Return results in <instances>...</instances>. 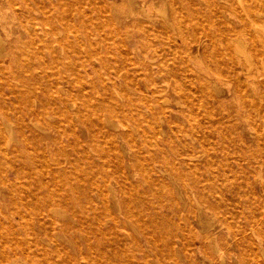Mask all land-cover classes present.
Wrapping results in <instances>:
<instances>
[{
	"label": "rangeland",
	"instance_id": "1",
	"mask_svg": "<svg viewBox=\"0 0 264 264\" xmlns=\"http://www.w3.org/2000/svg\"><path fill=\"white\" fill-rule=\"evenodd\" d=\"M55 1L57 2L55 3ZM142 1L143 0H135V3L132 6L133 8L130 9L129 4H127V0H26L28 4H24L23 0H3V1L1 0L0 19L2 20H0V56L1 55L2 56L0 57V121H1L0 123V126H1L0 127V132H1L0 133V139H1L0 140V143H1L0 144V178H1L0 179V214H1L0 224L6 225L5 223L7 224L11 223L17 226V224H19L21 221H24L27 218H29V220H32L31 218L32 215L29 212V210L31 211L32 204L35 202V200L33 198L31 202L28 201V203L26 202L25 204V202L22 201V195H19V194L10 195L13 192L12 189H14L16 184L22 189L23 188L25 190L31 189L32 192L35 193L34 194L35 199L38 200V198L40 196L42 197V195L44 194V191L40 189V187L47 185L48 187H51L53 191H55L54 190L55 188H53V186H54V182H56L59 184L62 190L63 189L65 190L66 194L69 192V195L71 194L73 198L76 200L75 208L81 207L80 209L82 210L81 214L83 215L84 224L86 223L88 224L95 217L99 219L100 225L102 224L100 226V229H93L92 228L93 225H90L91 227L90 226L85 227L91 236V240H89L90 242L89 247L92 248L93 254H99L100 252L105 251L104 253L106 254V256H108V257L105 256L104 258L105 261L101 263L98 261L95 264H109V263L110 264H120L121 261L123 262L121 264H137V263L138 264H162V263L163 264H198V263L199 264H214V263L215 264H238V261H239L238 257H235L236 253H238V249L235 248V246L233 245L226 244V240H228V237H226V235L222 234L219 230L215 231L213 235H215L216 238L215 236L212 235L213 236L212 240H215L216 246L212 242L213 244H211L210 247L209 245H207L208 242H206L202 238V235L204 232L202 227L204 226V223L202 224L203 226H200L198 221L195 218H193L194 216H196L193 212V209L195 210L198 207V204L194 203V199H196L199 194H202L205 197L206 201L203 204L208 206L209 209L203 214L204 216L203 218H206V220L208 219L209 222L214 221L213 224H216L218 221L220 222V220H222L223 217H224V220H228V219L229 221L233 220L232 223H235L240 219L237 217V213L242 214L245 212L248 213L250 211L249 209H246V208H244L245 212L243 211L244 202L245 204L246 203L252 204V202L256 200L257 202L259 201V203H261L262 195L258 190V184L255 181V177H254L255 174H253L254 171L251 168L248 169L247 165L246 166L243 165L244 162L245 163L250 162L251 165L255 164L253 160L248 158V155H247L248 153H246V151L250 150V148L254 147L255 145V138L253 137L254 136L253 131L255 130H253V128H255L256 124H252L253 126L248 125L247 124L248 122L246 123V121H243L242 119H240L241 118L240 116L242 115V112L240 108L238 107L240 102L239 101H236L237 103L234 102L235 98L234 97L232 98V95L227 89V86H228L227 80L230 79L232 69H235V67L237 66L235 63L236 55L233 53L236 43L240 42L241 45H243L244 50H249L248 48L249 47V34H246V33H248V29L251 28L250 27L252 26L251 23L257 24V25L255 24V26L260 31L259 36L261 34V37H264V15L255 17L253 16L252 13H249L247 11V14H248L247 15L248 18H247L245 10H247L246 7L251 3L250 2L251 0H212V2L211 0L210 1L209 0L208 1L206 0L198 1L197 0L198 2L197 4H195L196 3L195 0H192V1L191 0L189 1H186V0H144V4H142L143 3ZM182 2L183 4L181 5ZM238 3L239 5H237ZM139 4L141 6L143 5V7L140 8ZM145 4H148L147 5L148 7ZM190 5H192L193 7ZM195 5H198V6H195ZM174 6L175 7L177 6L178 8L176 7L177 8L176 9ZM230 6L232 7L233 10H231ZM110 7L113 9L111 10ZM235 8L236 10H234ZM128 9H129V14L131 16H129L128 14ZM148 9L152 12L147 11ZM241 9H243L244 11ZM33 10H36V12ZM95 11L97 12L96 14L97 17L95 15L96 13ZM133 11H136V13H134ZM218 11H220V13H218ZM226 11H229V12H226ZM114 12L118 15H116ZM240 12L243 14H241ZM145 13L149 15L148 18L147 17L145 18L144 16ZM44 15L46 16V18ZM64 15H66V18H64L65 17ZM153 16H155L156 18L154 17L153 19L152 18ZM2 17L7 18L8 20L6 19L5 21L3 20ZM10 17L15 20L11 19ZM93 17L95 19H93ZM121 17H123V19H121ZM168 17H169V21L167 19ZM224 17H226V19ZM173 18L175 21L173 20ZM98 19L100 21H98ZM48 20L50 21L53 20L52 22L54 24L51 23L50 21L47 22ZM134 20H138V21L140 20L139 21L140 26L137 23L138 21H134ZM18 21H21V22H18ZM121 21H122V24H121ZM198 21H199V24H198ZM2 22H4V25H5L4 28L1 27ZM72 22L74 23V25H72ZM103 22L105 23V25ZM99 23H103V24H99ZM167 23L170 25H168ZM97 25H98V28H97ZM126 25L129 28L125 27ZM148 25L151 29H149ZM173 25H175V28ZM24 26L28 28L26 29ZM130 26L133 28H131ZM220 27L224 31L220 29ZM94 28H96L97 31H95ZM100 28L101 30H99ZM140 29H143V30H140ZM164 29L165 31L167 30L166 33ZM241 29L243 30L244 33L242 32ZM22 31L25 33H23ZM161 31L163 32V34ZM180 32L184 36H182ZM154 33L156 37L152 36V34L154 35ZM241 33L243 34L244 38L241 37L242 36ZM21 34H23L22 37H21ZM109 34L111 35L112 38L110 37ZM225 34H227L228 36ZM89 35H91V37ZM96 35H98L97 38H96ZM164 35L166 36V38ZM81 36L83 37L81 38ZM121 36L122 37L124 36L123 39ZM179 36L180 38H178ZM93 37L96 40H94ZM192 37H194V39ZM30 38H32L31 40L33 41H31ZM84 38L86 41L84 40ZM98 38L99 39L101 38L100 41H98ZM15 39H18L21 45L18 42V40H15ZM23 40H25L26 43H23L25 42ZM77 40L80 42L78 43ZM209 40H212V41H209ZM16 41L18 44L16 43ZM88 41H90L91 44L88 43ZM95 41H97L98 46L95 43ZM217 41L220 43H218ZM72 42L76 45H74ZM148 42H150V44L152 42L151 46ZM164 42L165 44L162 45V43ZM28 43L30 44V46ZM147 43L150 47H147L148 46ZM14 44H15V48L13 47ZM92 44L95 46H93ZM32 45H36V46L31 47ZM174 45L176 47L175 51H177L175 53L173 51L174 50L173 48H175ZM214 45L216 48L217 47L218 48L216 49ZM17 46L20 48H17ZM153 46L155 47V49ZM67 47L69 50H67ZM72 47H74L73 48L74 50L72 49ZM188 48L189 50L187 51ZM10 49H12L13 51ZM18 49L20 52L17 51ZM91 49H93L94 52ZM152 49L153 51L156 50L155 53L152 51ZM166 49L170 51H167ZM181 49L184 52L179 51ZM90 50H91L92 55L91 53H89ZM131 50H132V53H131ZM137 51H139V54L140 53L142 54L139 55ZM34 52L35 54H33ZM39 52L41 54V57H40ZM63 52H66V53L64 54ZM161 53L163 55H161ZM147 54L149 56H147ZM232 54H234V56H232ZM133 55H135L136 57ZM144 55H146V57ZM132 56L133 58L138 57V60L137 59H136L137 61L134 60L135 58L133 59ZM259 56L260 55L256 57V55L251 54L250 59L254 65L256 64L255 66H257V70H256L257 73H261L264 79V56L262 55L260 57ZM239 57L241 56L239 55ZM128 59H131V60L128 61ZM16 60L18 63L16 62ZM23 60L24 62L25 61L26 62L24 63ZM139 60L140 62H138ZM187 60L189 61V64ZM193 60L195 61V63H193L194 62ZM131 61L133 64L130 63ZM182 61H184V63ZM134 62L137 63L136 66ZM7 64L9 67L7 66ZM19 64H22V65H19ZM115 64L117 65L116 67H115ZM194 64L196 66H194ZM229 66L231 69L229 68ZM231 66L234 68H232ZM172 67H174V69ZM204 67L220 69L222 71V75H224V79L222 78L218 82H213L211 80V76L205 74ZM111 69L114 71H112ZM155 69L157 70V72L153 71ZM163 69L165 71H163ZM101 71L102 73H100ZM123 71H125L124 74L122 73ZM131 71H133V73ZM179 71H181L182 73H180ZM120 72L122 73L121 75H120ZM159 72L160 74H158ZM200 72L202 73V75ZM28 73L31 74V77L29 76ZM192 73H194L193 76H192ZM19 74H20V77H18ZM145 75L146 77H144ZM163 75H165V77H163ZM100 76L101 77L103 76V77L100 78ZM143 78L144 80H146L147 85L144 84L145 81L143 80ZM11 79H13L14 81ZM110 80H111V83H110ZM198 80H200L201 83H199L200 81ZM84 81L86 82V84ZM131 81H134V82H131ZM173 81L175 83H173ZM102 82H103V86H106V88L102 86ZM169 82L171 83L172 87L170 86ZM176 83L180 86L176 85ZM204 83L205 84L207 83V85H205ZM113 85L115 86V88ZM154 85H155V88H154ZM187 85H189L190 87H187ZM175 86H177L178 88H176ZM22 87L23 89L25 88V90H23ZM50 88L52 89V91L50 90ZM188 88L191 90H188ZM207 88H209L210 90H208ZM104 89L105 90L107 89V90L105 91ZM202 89H203V92H202ZM153 93H156V94H153ZM175 93L179 94L180 96ZM183 93H186V94H183ZM27 94L29 96H27ZM137 95H140V97ZM217 102H218V105H216ZM109 103H111L110 107H109ZM228 103L230 104L228 105ZM105 104L106 106L108 104V106L105 107ZM125 107H126V110H124ZM166 107L167 108L169 107L170 109L169 108L167 109ZM222 107H224V109ZM104 108L106 111L104 110ZM109 108H110V111H109ZM39 109H41L44 113ZM111 109L112 110L114 109V110L112 111ZM190 109L194 111L195 114L193 115L196 117L195 118L193 116L194 117L193 120L196 123V129L194 131L197 133L198 137L204 136L205 137V139L203 137L204 140L202 139V137H200V139L198 140L195 139L196 141L189 140L185 137V134L188 131L187 117H189L188 116L189 112H187V110L189 111ZM226 110L229 111L228 113H231V114H228ZM236 110L238 111L236 112ZM205 111L207 113H205ZM66 113L68 117L67 115H65ZM153 113H155L156 115ZM224 114L226 115L224 116ZM234 115L236 117L239 116L238 119ZM232 117L233 118L235 117L236 119H233ZM166 119L167 120L169 119L168 120L169 124L166 123L167 122ZM223 119L224 121L226 120V122H223L222 121ZM18 120L20 122H18ZM238 120L239 122H235ZM209 123L211 125H214L215 127L211 126ZM235 123H237L236 125L238 127L235 126L233 128ZM241 123L243 125H241ZM202 124L204 126H202ZM161 125L163 126L161 127ZM183 125L185 128L183 127ZM164 126L165 127L168 126V127L165 128ZM205 127H207L208 129ZM216 127H218V129ZM224 127H227L228 130L230 131L226 130V128ZM244 127H245V130L249 132H246L243 129ZM205 129L208 131H206ZM211 130H213L214 132ZM239 130L240 131L244 130L242 132L243 134H238V133H241ZM211 132H213V134ZM223 132H225L227 135H225V133ZM36 133L41 136H38ZM177 133H180V134H177ZM220 133L221 135H219ZM233 133L236 136L233 135ZM206 136H208L209 139L213 137L215 138H213V141H212V139L209 140L208 137ZM219 137H221L222 139ZM230 138L232 142L230 141ZM154 139L156 140V142L154 141ZM5 140H7V142ZM198 141L202 143L200 144ZM171 143H172V146H171ZM228 143L229 145H227ZM213 144H215L214 147H213ZM225 145L228 148H226ZM3 146L6 148V150ZM179 146L181 148H179ZM219 146L220 147L222 146L221 149H219L220 148ZM170 147L174 148V150L170 149ZM215 147H217L218 149ZM206 151H207V154H206ZM33 154L34 155L36 154V155L34 156ZM39 155L41 156V158L38 157ZM173 155L174 156L176 155L177 157L176 156L174 157ZM188 155L195 156V158L190 159L192 160L190 165L184 164L181 161L182 160L181 158L183 156H188ZM240 155L242 156L239 159L238 156ZM236 156L237 158H235ZM158 157H160L161 159ZM55 158L58 160H55ZM162 159L164 160L162 162L166 161V163L160 164ZM208 159L213 162L214 170L212 172L206 169L207 167L205 163L209 161ZM57 162L58 164H56ZM169 162H172L170 166H169ZM45 163H47L48 165L46 164L45 166ZM49 165H51V167ZM228 165H229V168H228ZM172 166L175 169H179L180 172H185L188 169H191L192 166L197 167L198 170H197L196 176H194L195 180L191 181V180L177 179L174 175V169L172 168ZM164 167L168 168L169 170ZM171 169L173 171H171ZM44 170L46 172H44ZM232 170L234 171V173L232 172ZM63 171L65 173H63ZM56 172H58L59 174H57ZM20 173L22 174L20 175ZM169 174L170 176L171 175L172 176L170 177ZM214 174H216V176H214ZM57 175L59 177H56ZM60 175H61V178H60ZM145 176L147 178H145ZM67 179H69V183ZM243 181L245 183H243ZM8 183L10 184L8 185ZM160 186H162V188ZM245 186L246 188H244ZM171 187H172V191H171ZM248 187H249V190H248ZM168 188H169V191H168ZM99 190H101V193ZM98 191L100 194L98 193ZM86 193L87 195L85 196ZM104 193H105V196L103 195ZM255 193L257 196L254 195ZM79 195H81V197ZM171 195L172 196L174 195L175 197L174 196L172 197ZM87 196L90 197L91 199L90 202H87V199H86ZM172 198H175V199H172ZM26 199H28V197H26ZM104 199H106V201ZM169 200L170 201L173 200L174 203L173 202L170 203ZM234 202L236 205L234 204ZM14 207L19 211L20 214H17L14 211ZM233 207L238 209L236 211V214L234 215L230 213V210H231L230 208H233ZM9 209L11 210V212L9 211ZM55 209H56V212L53 214L51 213L54 219L64 220V221L69 220L68 215L70 214L71 208L56 205ZM105 209H107V211ZM171 211L172 212L174 211V212L172 213ZM191 212L193 214H191ZM227 212L230 213L229 214L230 216L228 215ZM109 214L111 217H109ZM173 214L174 216L172 217ZM183 214L184 216L186 215V217H183ZM169 217L172 218V220L169 219ZM167 219H169V221ZM175 219L178 222H176ZM188 222L190 223V225ZM74 223L76 224L77 222H74ZM139 223L142 225H145L147 228L145 226L140 227L142 225H140ZM172 223L175 226V228L173 225H171ZM193 223L194 225H191ZM157 224H159L160 226ZM206 224L207 223H205V225ZM188 225L192 227V231ZM141 228L142 229L145 228L146 232L145 230L140 231ZM163 228L164 229L166 228V229L164 230ZM150 231L152 234L149 233ZM253 232H254L253 235L252 233H250L249 235V238H252L253 241H258V239L263 238L262 232L258 230H255ZM255 234L257 235L256 236L257 238L254 236ZM127 235L131 236L132 238L134 237V238L130 239L131 237H128ZM160 237H163V238H160ZM53 238H55L56 240H59L60 244L67 248L68 252L71 254L72 257L76 255V250L71 249L72 244L77 245L76 247L77 251L81 250L82 253H85L87 251L86 246L88 245L85 244L84 242L85 240L83 236L80 234V232L68 230L60 237L53 235ZM156 238L157 240H155ZM151 239L153 240L151 241ZM181 239H183L184 244L182 243ZM111 244L113 245L111 246ZM202 245L204 246V249ZM184 246L186 247L187 250L185 249L183 251ZM219 250L220 251L222 250V251L219 252ZM119 252H121L122 254L120 253V255H118ZM217 252L220 253L221 258H219V253ZM233 254H234V257L229 256ZM127 255L129 257H127ZM166 255L172 258L167 257ZM208 256L211 258H209ZM74 264H76V262H74Z\"/></svg>",
	"mask_w": 264,
	"mask_h": 264
},
{
	"label": "bare ground",
	"instance_id": "2",
	"mask_svg": "<svg viewBox=\"0 0 264 264\" xmlns=\"http://www.w3.org/2000/svg\"><path fill=\"white\" fill-rule=\"evenodd\" d=\"M3 1V0H2ZM186 1H189V0H186ZM192 1V0H191ZM198 1H201V0H198ZM206 1H208V0H206ZM210 1V0H209ZM57 1H55V3H56ZM137 2V1H136ZM143 3L142 4H144V0L142 1ZM150 2V1H149ZM148 2V3H149ZM173 2V1H172ZM195 4H197L198 2H197V0H195ZM203 2H205V1H203ZM211 2H212V0H211ZM239 2V1H238ZM251 3L246 7L247 8V10H245L246 12V16L248 15L247 14V11L249 12V13H252L253 14V16H260V15H264V0H251L250 1ZM0 3H1V0H0ZM6 3V2H5ZM12 3V2H11ZM23 3L24 4H28L27 2H26V0H23ZM135 3V0H127V4H129V7H130V9H132L133 7V4ZM138 3V2H137ZM169 3H171V2H169ZM186 3V2H185ZM189 3V2H188ZM187 3V4H188ZM227 3V2H226ZM112 4V3H111ZM123 4V3H122ZM141 4V3H140ZM139 4V5H140ZM183 4V2L181 3V5ZM191 4V3H190ZM231 4V3H230ZM229 4V5H230ZM243 4V3H242ZM21 5V4H20ZM99 5V4H98ZM136 5V4H135ZM146 6L148 5V4H145ZM174 5H175V3H174ZM178 5V4H177ZM211 5V4H210ZM224 5V4H223ZM237 5H239V3L237 4ZM17 6H18V4H17ZM112 6V5H111ZM115 6V5H114ZM138 6V5H137ZM145 6V7H146ZM171 6V5H170ZM172 6H173V4H172ZM190 6H192V5H190ZM195 6H198V5H195ZM233 6V5H232ZM12 7H13V5H12ZM30 7H31V5H30ZM83 7V6H82ZM143 7V5L141 6L140 5V8H142ZM148 7V6H147ZM175 7V6H174ZM177 7V6H176ZM175 7V8H176ZM180 7V6H179ZM193 7V6H192ZM239 7V6H238ZM102 8H103V6H102ZM106 8V7H105ZM139 8V7H138ZM137 8V9H138ZM152 8V7H151ZM178 8V7H177ZM176 8V9H177ZM214 8V7H213ZM229 8V7H228ZM230 8H231V10H233L232 9V7L230 6ZM229 8V9H230ZM240 8V7H239ZM245 8V7H244ZM243 8V9H244ZM110 9L112 10L113 8H111L110 7ZM136 9V8H135ZM134 9V10H135ZM171 9V8H170ZM238 9V8H237ZM243 9H241V10H243ZM4 10H5V8H4ZM14 10H15V8H14ZM66 10V9H65ZM181 10V9H180ZM195 10V9H194ZM234 10H236V8L234 9ZM240 10V11H241ZM7 11V10H6ZM33 11H35L36 12V10H33ZM106 11V10H105ZM139 11V10H138ZM147 11H150L149 9L147 10ZM244 11V10H243ZM15 12H16V10H15ZM47 12V11H46ZM96 12V11H95ZM100 12V11H99ZM132 12V11H131ZM134 13H136V11H133ZM150 12H152V11H150ZM173 12H174V10H173ZM177 12H179V11H177ZM226 12H229V11H226ZM242 12V11H241ZM240 12V13H241ZM69 13V12H68ZM75 13V12H74ZM73 13V14H74ZM115 13V12H114ZM141 13H142V11H141ZM147 13V12H146ZM145 13V18L147 17H149V15L148 14H146ZM165 13V12H164ZM187 13V12H186ZM186 13H184V14H186ZM218 13H220V11H218ZM238 13V12H237ZM22 14H23V12H22ZM34 14V13H33ZM59 14H61V13H59ZM59 14H57V15H59ZM70 14V13H69ZM97 14V12L95 13V15ZM116 14V13H115ZM128 14H129V9H128ZM133 14V13H132ZM139 14V13H138ZM150 14V13H149ZM175 14V13H174ZM195 14V13H194ZM203 14V13H202ZM241 14H243V13H241ZM14 15V14H13ZM48 15V14H47ZM83 15H84V13H83ZM82 15V16H83ZM116 15H118V14H116ZM121 15V14H120ZM136 15V14H135ZM143 15V14H142ZM178 15V14H177ZM188 15V14H187ZM23 16V15H22ZM25 16V15H24ZM45 16V15H44ZM43 16V17H44ZM65 17L64 18H66V15H64ZM76 16V15H75ZM113 16H115V15H113ZM123 16V15H122ZM126 16V15H125ZM129 16H131L130 14H129ZM133 16V15H132ZM171 16V15H170ZM214 16H216V15H214ZM246 16H245V18H246ZM15 17V16H14ZM48 17V16H47ZM60 17H62V16H60ZM96 17H97V15H96ZM137 17V16H136ZM135 17V18H136ZM154 17L155 16H153L152 18L154 19ZM165 17V16H164ZM173 17V16H172ZM171 17V18H172ZM176 17V16H175ZM204 17V16H203ZM218 17V16H217ZM242 17V16H241ZM3 18V20H5L6 21V19L7 18H4V17H2ZM11 18V17H10ZM35 18V17H34ZM33 18V19H34ZM45 18H46V16H45ZM64 18H62V19H64ZM91 18V17H90ZM128 18V17H127ZM144 18V17H143ZM156 18V17H155ZM170 18V19H171ZM177 18V17H176ZM225 19H226V17H224ZM244 18V19H245ZM247 18H248V16H247ZM11 19H13V18H11ZM31 19V18H30ZM61 19V20H62ZM92 19V18H91ZM93 19H95L94 17H93ZM102 19V18H101ZM121 19H123V17H121ZM121 19H119V20H121ZM125 19V18H124ZM151 19V18H150ZM162 19V18H161ZM160 19V20H161ZM168 19V21H169V17L167 18ZM180 19V18H179ZM236 19V18H235ZM0 20H2V19H0ZM8 20V19H7ZM13 20H15V19H13ZM12 20V21H13ZM26 20V19H25ZM29 20V19H28ZM45 20V19H44ZM57 20V19H56ZM64 20H66V19H64ZM110 20V19H109ZM141 20V19H140ZM139 20V21H140ZM163 20H164V18H163ZM166 20V19H165ZM173 20H174V18H173ZM177 20V19H176ZM191 20V19H190ZM231 20V19H230ZM247 20V19H246ZM252 20V19H251ZM31 21V20H30ZM50 20H48L47 22H49ZM53 21V20H52ZM52 21H50L51 23H53ZM83 21V20H82ZM88 21V20H87ZM98 21H100L99 19H98ZM115 21V20H114ZM134 21H138V20H134ZM139 21L137 22L138 23V25H139ZM142 21V20H141ZM145 21V20H144ZM148 21V20H147ZM175 21V20H174ZM178 21V20H177ZM188 21V20H187ZM210 21V20H209ZM232 21V20H231ZM18 22H21V21H18ZM25 22V21H24ZM23 22V23H24ZM58 22V21H57ZM61 22V21H60ZM67 22V21H66ZM94 22H95V20H94ZM93 22V23H94ZM111 22V21H110ZM151 22V21H150ZM149 22V23H150ZM161 22V21H160ZM159 22V23H160ZM204 22V21H203ZM208 22V21H207ZM236 22H238V21H236ZM248 22H250V21H248ZM253 22H255V21H253ZM43 23V22H42ZM92 23V24H93ZM104 23V22H103ZM103 23H99V24H103ZM173 23V22H172ZM175 23V22H174ZM180 23H181V21H180ZM184 23V22H183ZM188 23H190V22H188ZM244 23H245V21H244ZM22 24V23H21ZM39 24V23H38ZM54 24V23H53ZM52 24V25H53ZM85 24V23H84ZM113 24H114V22H113ZM121 24H122V21H121ZM120 24V25H121ZM130 24V23H129ZM153 24H155V23H153ZM158 24V23H157ZM163 24V23H162ZM168 24V23H167ZM177 24V23H176ZM175 24V25H176ZM198 24H199V21H198ZM252 24V26H250L251 28H249L248 29V33H246V34H249V50H244V48H243V45H241V43L240 42H237L236 40V46H235V48H234V51H233V53L236 55L235 57V63H236V67H235V69H232V73H231V75H230V79L229 80H227L228 82H227V89H228V91L230 92V94L232 95V98L234 97L235 98V100H234V102L235 103H237L236 101H239L240 102V104L238 105V107L240 108V110H241V112H242V115L240 116L241 118L240 119H242L243 121H246V123L248 124V125H252V124H256L255 125V128H253V130H255V131H253V133H254V138H255V145H254V147H252V148H250V150H247L246 151V153H248L247 155H248V158L249 159H251V160H253L254 161V165H251L250 164V162H248V163H245L244 162V166H248V169H252L253 171H254V173L253 174H255V181L257 182V184H258V190H259V192L261 193V195H262V199H261V203H259V201L257 202L256 200L255 201H253L252 202V204L251 203H246L245 204V202H244V204H243V211H244V208H246V209H249L250 211L248 212V213H246L245 211V213H242V214H239V213H237V217L238 218H240L237 222H235V223H232V221H229V219L228 220H224V217H223V219L222 220H220V222L218 221L216 224H213L214 223V221L213 222H209V220L207 219L206 220V218H203L204 216H203V214L209 209L208 208V206H206L205 204H203V203H205V201H206V199H205V197L202 195V194H199L198 196H197V198L196 199H194V203H196V204H198V207L194 210L193 209V212H194V214L196 215V216H194L193 218H195L197 221H198V223L200 224V226H203L202 224L204 223V226L202 227L203 228V230H204V232H203V235H202V238L206 241V242H208L207 243V245H209V247L211 246V244H213L214 243V245H215V240H212L213 239V236H215V235H213V233L215 232V231H220L222 234H224V235H226V237H228V240H226V244H228V245H233V246H235V248H237L238 249V253H236V256L235 257H238V264H264V79H263V75L261 74V73H257V66H255L252 62H251V59H250V55L251 54H253V55H256V57L258 56V55H262V56H264V37H261V34H260V36H259V33H260V31L258 30V28L255 26V24L254 23H251ZM2 26V28H4L5 27V25H4V22H2V24H1ZM9 25H10V23H9ZM17 25H19V24H17ZM27 25V24H26ZM43 25V24H42ZM72 25H74V23L72 22ZM104 25H105V23H104ZM133 25V24H132ZM136 25V24H135ZM164 25V24H163ZM168 25H170V24H168ZM167 25V26H168ZM175 25H173L174 26V28H175ZM181 25H182V23H181ZM202 25V24H201ZM204 25V24H203ZM235 25V24H234ZM245 25V24H244ZM257 25V24H256ZM15 26H16V24H15ZM19 26H21V25H19ZM45 26V25H44ZM54 26V25H53ZM52 26V27H53ZM66 26V25H65ZM71 26V25H70ZM140 26V25H139ZM143 26V25H142ZM162 26V25H161ZM166 26V25H165ZM165 26H164V28H165ZM178 26V25H177ZM193 26V25H192ZM195 26V25H194ZM226 26V25H225ZM247 26H248V24H247ZM10 27V26H9ZM25 27V26H24ZM33 27V26H32ZM32 27H31V29H32ZM125 27H127V28H129L127 25L125 26ZM131 27V26H130ZM144 27V26H143ZM148 27H149V25H148ZM159 27V26H158ZM169 27V26H168ZM172 27V26H171ZM189 27V26H188ZM22 28V27H21ZM26 28V27H25ZM28 28V27H27ZM26 28V29H27ZM39 28V27H38ZM47 28V27H46ZM49 28H50V26H49ZM66 28H68V27H66ZM76 28V27H75ZM97 28H98V25H97ZM131 28H133V27H131ZM130 28V29H131ZM160 28V27H159ZM162 28V27H161ZM170 28V27H169ZM23 29V28H22ZM93 29V28H92ZM95 29V31H97L96 30V28H94ZM102 29H104V28H102ZM135 29V28H134ZM149 29H151L150 27H149ZM156 29V28H155ZM168 29V28H167ZM172 29V28H171ZM178 29V28H177ZM220 29H222L221 27H220ZM5 30V29H4ZM21 30V29H20ZM99 30H101V28L99 29ZM124 30H125V28H124ZM140 30H143V29H140ZM154 30V29H153ZM169 30V29H168ZM223 30V29H222ZM237 30V29H236ZM242 30V29H241ZM7 31V30H6ZM23 31H25V30H23ZM22 31V32H23ZM27 31V30H26ZM29 31H30V29H29ZM29 31H28V33H29ZM34 31V30H33ZM65 31V30H64ZM70 31V30H69ZM88 31H90V30H88ZM93 31V30H92ZM147 31V30H146ZM146 31H144V32H146ZM164 31H165V29H164ZM167 31V30H166ZM166 31H165V33H166ZM224 31V30H223ZM245 31V30H244ZM36 32V31H35ZM46 32V31H45ZM103 32V31H102ZM152 32V31H151ZM162 32V31H161ZM216 32V31H215ZM230 32V31H229ZM241 32V31H240ZM242 32H243V30H242ZM5 33V32H4ZM20 33H21V31H20ZM23 33H25V32H23ZM27 33V34H28ZM32 33V32H31ZM54 33V32H53ZM78 33V32H77ZM83 33V32H82ZM86 33V32H85ZM111 33H113V32H111ZM181 33V32H180ZM224 33V32H223ZM244 33V32H243ZM10 34V33H9ZM18 34V33H17ZM39 34V33H38ZM81 34V33H80ZM97 34V33H96ZM99 34V33H98ZM104 34V33H103ZM107 34V33H106ZM162 34H163V32H162ZM176 34V33H175ZM178 34V33H177ZM184 34V33H183ZM242 34V33H241ZM240 34V35H241ZM22 35L23 34H21V37H22ZM25 35V34H24ZM77 35H79V34H77ZM84 35V34H83ZM86 35V34H85ZM110 35V34H109ZM169 35V34H168ZM181 35H182V33H181ZM209 35V34H208ZM225 35H227V34H225ZM263 35V34H262ZM38 36V35H37ZM52 36V35H51ZM59 36V35H58ZM67 36V35H66ZM90 37H91V35H89ZM97 36L98 35H96V38H97ZM118 36V35H117ZM127 36V35H126ZM144 36H146V35H144ZM152 36H154V37H156L155 36V33H154V35L152 34ZM165 36V35H164ZM164 36H163V38H164ZM170 36V35H169ZM182 36H184V35H182ZM181 36V37H182ZM228 36V35H227ZM231 36V35H230ZM32 37V36H31ZM43 37V36H42ZM83 36H81V38H82ZM110 37H111V35H110ZM122 37V36H121ZM124 37V36H123ZM123 37H122V39H123ZM128 37V36H127ZM205 37V36H204ZM214 37V36H213ZM212 37V38H213ZM234 37V36H233ZM241 37H243V34H242V36ZM20 38V37H19ZM25 38H27V37H25ZM50 38V37H49ZM57 38V37H56ZM65 38V37H64ZM80 38V37H79ZM94 38V37H93ZM102 38V37H101ZM100 38V39H101ZM112 38V37H111ZM142 38V37H141ZM158 38V37H157ZM165 38H166V36H165ZM178 38H180V36L178 37ZM193 39H194V37H192ZM210 38V37H209ZM211 38V39H212ZM220 38V37H219ZM239 38V37H238ZM244 38V37H243ZM21 39V38H20ZM32 38H30V40H31ZM44 39V38H43ZM52 39H53V37H52ZM63 39V38H62ZM72 39V38H71ZM78 39V38H77ZM100 39L98 38V41H100ZM109 39V38H108ZM149 39V38H148ZM147 39V40H148ZM170 39H172V38H170ZM208 39V38H207ZM228 39H229V37H228ZM10 40V39H9ZM15 40H18V39H15ZM47 40V39H46ZM56 40V39H55ZM84 40H85V38H84ZM94 40H96L95 38H94ZM127 40V39H126ZM172 40H174V39H172ZM219 40V39H218ZM224 40V39H223ZM243 40V39H242ZM23 41H25V40H23ZM22 41V42H23ZM31 41H33V40H31ZM30 41V42H31ZM35 41V40H34ZM39 41V40H38ZM48 41V40H47ZM54 41V40H53ZM64 41V40H63ZM78 41V40H77ZM86 41V40H85ZM115 41H116V39H115ZM120 41H122V40H120ZM128 41V40H127ZM152 41V40H151ZM167 41V40H166ZM165 41V42H166ZM169 41V40H168ZM171 41V40H170ZM186 41V40H185ZM204 41V40H203ZM206 41V40H205ZM209 41H212V40H209ZM215 41V40H214ZM225 41H226V39H225ZM228 41V40H227ZM18 42L20 43V41L18 40ZM29 42V41H28ZM58 42V41H57ZM66 42V41H65ZM76 42V41H75ZM80 41H78V43H79ZM112 42V41H111ZM114 42V41H113ZM117 42H119V41H117ZM125 42V41H124ZM165 42L164 43H162V45L163 44H165ZM207 42V41H206ZM218 42V41H217ZM248 42V41H247ZM16 43H17V41H16ZM15 43V44H16ZM23 43H26V41L25 42H23ZM22 43V44H23ZM38 43H40V42H38ZM52 43V42H51ZM71 43V42H70ZM73 43V42H72ZM82 43V42H81ZM88 43H90V41H88ZM95 43L97 44V46H98V43H97V41H95ZM100 43V42H99ZM108 43V42H107ZM149 44H150V42H148ZM148 43H147V45H148ZM168 43V42H167ZM178 43V42H177ZM181 43V42H180ZM203 43V42H202ZM210 43V42H209ZM216 43V42H215ZM218 43H220V42H218ZM217 43V44H218ZM15 44H14V48H15ZM18 44V43H17ZM29 44V43H28ZM34 44V43H33ZM69 44V43H68ZM74 44V43H73ZM91 44V43H90ZM113 44V43H112ZM118 44V43H117ZM124 44V43H123ZM137 44V43H136ZM151 44H152V42H151ZM151 44H150V46H151ZM154 44V43H153ZM199 44V43H198ZM211 44H212V42H211ZM224 44H226V43H224ZM20 45H21V43H20ZM57 45V44H56ZM70 45V44H69ZM74 45H76V44H74ZM73 45V46H74ZM93 45V44H92ZM101 45H102V43H101ZM116 45V44H115ZM119 45H121V44H119ZM200 45V44H199ZM203 45V44H202ZM206 45H208V44H206ZM24 46V45H23ZM29 46H30V44H29ZM33 46H36V45H32L31 47H33ZM58 46V45H57ZM68 46V45H67ZM86 46V45H85ZM93 46H95V45H93ZM93 46H91V47H93ZM124 46V45H123ZM149 45L147 46V47H150ZM177 46H179V45H177ZM229 46V45H228ZM26 47V46H25ZM60 47H62V46H60ZM90 47V48H91ZM154 47V46H153ZM167 47V46H166ZM172 47V46H171ZM174 47H175V45H174ZM205 47V46H204ZM214 47H215V45H214ZM12 48V47H11ZM17 48H20V47H18L17 46ZM16 48V49H17ZM36 48V47H35ZM38 48V47H37ZM47 48V47H46ZM45 48V49H46ZM74 47H72V49H73ZM80 48V47H79ZM87 48V47H86ZM85 48V49H86ZM111 48V47H110ZM124 48H126V47H124ZM132 48V47H131ZM130 48V49H131ZM170 48V47H169ZM173 48V47H172ZM195 48V47H194ZM216 48V47H215ZM218 48V47H217ZM216 48V49H217ZM221 48V47H220ZM231 48H232V46H231ZM6 49V48H5ZM13 49V48H12ZM12 49H10V50H12ZM15 49V50H16ZM27 49V48H26ZM44 49V48H43ZM76 49H77V47H76ZM147 49H149V48H147ZM146 49V50H147ZM154 49H155V47H154ZM156 49H158V48H156ZM174 49V50H173ZM172 50L174 51V53L175 52H177V51H175V49H176V47L175 48H173ZM191 49V48H190ZM14 50V51H15ZM47 50V49H46ZM56 50V49H55ZM63 50V49H62ZM67 50H69L68 49V47H67ZM74 50V49H73ZM92 51H93V49H91ZM91 50H90V52L89 53H91ZM167 51H170V50H168V49H166ZM178 50V49H177ZM189 50V48L187 49V51ZM231 50H233V49H231ZM13 51V50H12ZM18 52H20L19 51V49L17 50ZM22 51V50H21ZM105 51V50H104ZM148 51V50H147ZM152 51H153V49H152ZM156 51V50H155ZM155 51H153L154 53H155ZM172 51V52H173ZM179 51H182V49L181 50H179ZM198 51V50H197ZM18 52H17V54H18ZM60 52V51H59ZM76 52V51H75ZM94 52V51H93ZM138 52V54H139V51H137ZM182 52H184V51H182ZM181 52V53H182ZM195 52V51H194ZM193 52V53H194ZM200 52V51H199ZM198 52V53H199ZM249 52H250V54H249ZM5 53V52H4ZM15 53V52H14ZM44 53V52H43ZM49 53V52H48ZM47 53V54H48ZM56 53V52H55ZM61 53V52H60ZM64 54L66 53V52H63ZM62 53V54H63ZM70 53V52H69ZM77 53V52H76ZM131 53H132V50H131ZM157 53V52H156ZM163 53V52H162ZM161 53V55H163ZM179 53V52H178ZM185 53H186V51H185ZM191 53V52H190ZM33 54H35V52L33 53ZM39 54H40V52H39ZM61 54V55H62ZM63 54V55H64ZM86 54V53H85ZM97 54V53H96ZM104 54V53H103ZM136 54V53H135ZM142 53H140L139 55H141ZM150 54V53H149ZM184 54V53H183ZM234 54H232V56H234ZM12 55V54H11ZM28 55H29V53H28ZM52 55V54H51ZM55 55V54H54ZM67 55H68V53H67ZM91 55H92V53H91ZM137 55V54H136ZM175 55V54H174ZM231 55V54H230ZM239 55L241 56V57H239ZM2 56V55H1ZM0 56V57H1ZM6 56V55H5ZM4 56V57H5ZM53 56V55H52ZM56 56V55H55ZM124 56H125V54H124ZM123 56V57H124ZM133 56H135V55H133ZM133 56H132V58H133ZM138 56V55H137ZM145 57H146V55H144ZM147 56H149L148 54H147ZM186 56V55H185ZM185 56H184V58H185ZM188 56H189V54H188ZM192 56V55H191ZM194 56H196V55H194ZM211 56V55H210ZM218 56V55H217ZM223 56H225V55H223ZM259 56V57H260ZM37 57H39V56H37ZM40 57H41V54H40ZM87 57V56H86ZM106 57V56H105ZM136 57V56H135ZM134 57V58H135ZM160 57V56H159ZM193 57V56H192ZM198 57V56H197ZM101 58V57H100ZM121 58V57H120ZM130 58V57H129ZM133 58V59H134ZM189 58H191V57H189ZM43 59V58H42ZM107 59V58H106ZM138 60V57L137 58H135L134 60ZM159 59V58H158ZM169 59H171V58H169ZM206 59V58H205ZM242 59V60H241ZM37 60V59H36ZM35 60V61H36ZM41 60V59H40ZM127 60V59H126ZM129 60H131V59H128V61ZM133 60V61H134ZM136 60V61H137ZM184 60V59H183ZM185 60H186V58H185ZM215 60V59H214ZM19 61V60H18ZM48 61V60H47ZM57 61V60H56ZM125 61V60H124ZM135 61V62H136ZM188 61V60H187ZM194 61V60H193ZM262 61V60H261ZM16 62H17V60H16ZM20 62V61H19ZM23 62H24V60H23ZM26 62V61H25ZM24 62V63H25ZM38 62H40V61H38ZM51 62V61H50ZM68 62V61H67ZM74 62V61H73ZM134 62V63H135ZM138 62H140V60L138 61ZM159 62V61H158ZM162 62V61H161ZM168 62V61H167ZM183 63H184V61H182ZM263 62V61H262ZM10 63V62H9ZM18 63V62H17ZM22 63V62H21ZM130 63H132V61L130 62ZM129 63V64H130ZM186 63V62H185ZM193 63H195V61L193 62ZM197 63V62H196ZM63 64V63H62ZM133 64V63H132ZM136 64L137 63H135V66H136ZM159 64V63H158ZM177 64H179V63H177ZM188 64H189V61H188ZM225 64H226V62H225ZM19 65H22V64H19ZM37 65V64H36ZM39 65V64H38ZM122 65V64H121ZM131 65V64H130ZM138 65H140V64H138ZM137 65V66H138ZM169 65V64H168ZM171 65V64H170ZM190 65H192V64H190ZM198 65V64H197ZM208 65V64H207ZM7 66H8V64H7ZM117 65L115 64V67H116ZM126 66H127V64H126ZM176 66V65H175ZM177 66H179V65H177ZM188 66V65H187ZM194 66H196L195 64H194ZM209 66V65H208ZM225 66V65H224ZM9 67V66H8ZM20 67V66H19ZM129 67V66H128ZM154 67V66H153ZM191 67V66H190ZM199 67V66H198ZM232 67V66H231ZM131 68V67H130ZM160 68H162V67H160ZM166 68V67H165ZM169 68V67H168ZM173 69H174V67H172ZM171 68V69H172ZM176 68V67H175ZM229 68H230V66H229ZM232 68H234V67H232ZM12 69V68H11ZM18 69V68H17ZM86 69V68H85ZM125 69V68H124ZM157 69V68H156ZM153 70L154 72L156 71L157 72V70ZM170 69V70H171ZM177 69V68H176ZM175 69V70H176ZM188 69V68H187ZM192 69V68H191ZM195 69V68H194ZM200 69V68H199ZM231 69V68H230ZM112 70V69H111ZM127 70V69H126ZM131 70V69H130ZM190 70V69H189ZM189 70H187V71H189ZM83 71V70H82ZM86 71V70H85ZM112 71H114V70H112ZM163 71H165L164 69H163ZM173 71V70H172ZM177 71V70H176ZM186 71V70H185ZM192 71V70H191ZM202 71V70H201ZM11 72V71H10ZM21 72V71H20ZM117 72V71H116ZM124 72L125 71H123L122 73L124 74ZM132 73H133V71H131ZM134 72H135V70H134ZM180 73H182L181 71H179ZM184 72V71H183ZM198 72V71H197ZM204 72H205V74H207V75H209V76H211V80L213 81V82H218V81H220L222 78L224 79V75H222V71L220 70V69H218V68H211V67H204ZM226 72H228V71H226ZM14 73V72H13ZM87 73V72H86ZM100 73H102V71L100 72ZM107 73V72H106ZM109 73V72H108ZM113 73V72H112ZM111 73V74H112ZM121 72H120V75L122 74ZM165 73V72H164ZM163 73V74H164ZM201 73V72H200ZM21 74V73H20ZM20 74H19V76L18 77H20ZM24 74V73H23ZM29 74V73H28ZM117 74V73H116ZM158 74H160V72L158 73ZM167 74V73H166ZM165 74V75H166ZM171 74H172V72H171ZM190 74H191V72H190ZM193 74L194 73H192V76H193ZM33 75H35V74H33ZM39 75V74H38ZM127 75H128V73H127ZM138 75V74H137ZM165 75H163V77H165ZM168 75V74H167ZM166 75V76H167ZM184 75V74H183ZM197 75V74H196ZM201 75H202V73H201ZM228 75V74H227ZM29 76L31 77V74H29ZM105 76V75H104ZM116 76V75H115ZM148 76V75H147ZM175 76V75H174ZM180 76V75H179ZM204 76V75H203ZM223 76V77H222ZM76 77V76H75ZM89 77V76H88ZM88 77H86V78H88ZM99 77V76H98ZM103 77V76H102ZM101 76H100V78H102ZM117 77V76H116ZM124 77V76H123ZM144 77H146V75L144 76ZM153 77H154V75H153ZM160 77H161V75H160ZM159 77V78H160ZM172 77V76H171ZM170 77V78H171ZM15 78V77H14ZM34 78V77H33ZM64 78V77H63ZM173 78V77H172ZM174 78H176V77H174ZM17 79H19V78H17ZM21 79V78H20ZM28 79V78H27ZM85 79V78H84ZM134 79V78H133ZM161 79V78H160ZM165 79V78H164ZM168 79V78H167ZM166 79V80H167ZM190 79V78H189ZM199 79H200V77H199ZM203 79V78H202ZM226 79V78H225ZM11 80H13V79H11ZM101 80V79H100ZM141 80V79H140ZM143 80H144V78H143ZM150 80V79H149ZM174 80V79H173ZM187 80V79H186ZM204 80V79H203ZM14 81V80H13ZM29 81V80H28ZM87 81H89V80H87ZM105 81V80H104ZM145 81V85H147L146 84V80H144ZM157 81V80H156ZM175 81V80H174ZM173 81V83H175ZM198 81H200V80H198ZM85 82V81H84ZM91 82V81H90ZM131 82H134V81H131ZM168 82V81H167ZM188 82H190V81H188ZM209 82V81H208ZM83 83V82H82ZM110 83H111V80H110ZM136 83V82H135ZM149 83V82H148ZM150 83H151V81H150ZM149 83V84H150ZM155 83V82H154ZM170 83V82H169ZM196 83V82H195ZM199 83H201V81L199 82ZM12 84V83H11ZM40 84V83H39ZM52 84V83H51ZM84 84V83H83ZM85 84H86V82H85ZM88 84V83H87ZM116 84V83H115ZM140 84H142V83H140ZM139 84V85H140ZM148 84V85H149ZM205 84V83H204ZM138 85V84H137ZM151 85V84H150ZM153 85V84H152ZM176 85H178L177 83H176ZM190 85H191V83H190ZM201 85V84H200ZM199 85V86H200ZM205 85H207V83L205 84ZM209 85V84H208ZM50 86V85H49ZM54 86V85H53ZM56 86V85H55ZM81 86H83V85H81ZM86 86H88V85H86ZM91 86V85H90ZM102 86H103V82H102ZM101 86V87H102ZM114 86V85H113ZM132 86V85H131ZM170 86H171V83H170ZM178 86H180V85H178ZM104 88H106V86H103ZM134 87H136V86H134ZM137 87H139V86H137ZM148 87V86H147ZM151 87V86H150ZM149 87V88H150ZM172 87V86H171ZM176 88H178L177 86H175ZM187 87H190L189 85H187ZM202 87V86H201ZM53 88V87H52ZM110 88V87H109ZM114 88H115V86H114ZM154 88H155V85H154ZM203 88V87H202ZM206 88V87H205ZM22 89H23V87H22ZM39 89H41V88H39ZM91 89V88H90ZM151 89V88H150ZM173 89V88H172ZM194 89V88H193ZM197 89V88H196ZM196 89H195V91H196ZM200 89V88H199ZM208 90H210L209 88H207ZM212 89V88H211ZM19 90V89H18ZM23 90H25V88L23 89ZM38 90V89H37ZM50 90L52 91V89L50 88ZM105 90V89H104ZM107 90V89H106ZM105 90V91H106ZM134 90H136V89H134ZM175 90V89H174ZM188 90H191V89H189L188 88ZM206 90V89H205ZM204 90V91H205ZM213 90V89H212ZM212 90H211V92H212ZM22 91V90H21ZM20 91V92H21ZM36 91V90H35ZM34 91V92H35ZM101 91H103V90H101ZM101 91H100V93H101ZM139 91V90H138ZM142 91V90H141ZM152 91V90H151ZM184 91V90H183ZM24 92V91H23ZM54 92V91H53ZM52 92V93H53ZM136 92V91H135ZM140 92V91H139ZM156 92V91H155ZM173 92H175V91H173ZM186 92V91H185ZM201 92V91H200ZM199 92V93H200ZM202 92H203V89H202ZM28 93V92H27ZM56 93V92H55ZM98 93V92H97ZM158 93V92H157ZM177 93H178V91H177ZM177 93H175V94H177ZM205 93V92H204ZM208 93V92H207ZM8 94V93H7ZM15 94V93H14ZM26 94V93H25ZM39 94V93H38ZM107 94V93H106ZM111 94V93H110ZM153 94H156V93H153ZM183 94H186V93H183ZM215 94V93H214ZM2 95H4V94H2ZM31 95V94H30ZM85 95V94H84ZM168 95V94H167ZM177 95H179V94H177ZM206 95V94H205ZM218 95V94H217ZM18 96V95H17ZM27 96H29L28 94H27ZM102 96V95H101ZM100 96V97H101ZM107 96V95H106ZM137 96H139L140 97V95H137ZM180 96V95H179ZM183 96V95H182ZM204 96V95H203ZM104 97V96H103ZM110 97V96H109ZM142 97V96H141ZM153 97H154V95H153ZM184 97V96H183ZM1 98H2V96H1ZM55 98H57V97H55ZM156 98V97H155ZM170 98V97H169ZM188 98V97H187ZM206 98V97H205ZM18 99V98H17ZM28 99V98H27ZM159 99V98H158ZM183 99V98H182ZM207 99V98H206ZM57 100H59V99H57ZM157 100V99H156ZM228 100V99H227ZM33 101H35V100H33ZM52 101V100H51ZM125 101V100H124ZM129 101V100H128ZM155 101V100H154ZM158 101V100H157ZM211 101H212V99H211ZM224 101V100H223ZM232 101H233V99H232ZM18 102V101H17ZM24 102V101H23ZM29 102V101H28ZM57 102V101H56ZM138 102V101H137ZM136 102V103H137ZM186 102V101H185ZM215 102V101H214ZM219 102V101H218ZM218 102L216 103V105H218ZM233 102V103H234ZM19 103V102H18ZM38 103V102H37ZM36 103V104H37ZM53 103V102H52ZM130 103V102H129ZM156 103V102H155ZM230 103H232V102H230ZM230 103H228V105L230 104ZM34 104V103H33ZM57 104V103H56ZM59 104H61V103H59ZM110 104L111 103H109V107H110ZM126 104V103H125ZM45 105V104H44ZM58 105V104H57ZM128 105V104H127ZM185 105H187V104H185ZM193 105V104H192ZM236 105V104H235ZM234 105V106H235ZM28 106V105H27ZM37 106V105H36ZM39 106V105H38ZM107 106H108V104H107ZM106 106V104H105V107H107ZM115 106V105H114ZM119 106V105H118ZM131 106V105H130ZM43 107V106H42ZM62 107V106H61ZM113 107V106H112ZM122 107V106H121ZM218 107H220V106H218ZM237 107V106H236ZM237 107V108H238ZM33 108V107H32ZM114 108V107H113ZM128 108V107H127ZM167 108V107H166ZM169 108V107H168ZM167 108V109H168ZM223 109H224V107H222ZM35 109V108H34ZM61 109V108H60ZM108 109V108H107ZM162 109V108H161ZM166 109V110H167ZM170 109V108H169ZM235 109V108H234ZM11 110V109H10ZM18 110H19V108H18ZM25 110V109H24ZM26 110H28V109H26ZM39 110H41V109H39ZM104 110H105V108H104ZM112 110V109H111ZM114 110V109H113ZM112 110V111H113ZM119 110V109H118ZM124 110H126V107H125V109ZM184 110V109H183ZM206 110V109H205ZM212 110V109H211ZM210 110V111H211ZM38 111V110H37ZM42 111V110H41ZM46 111V110H45ZM106 111V110H105ZM109 111H110V108H109ZM159 111H161V110H159ZM159 111H158V113H159ZM179 111V110H178ZM207 111V110H206ZM205 111V113H207ZM209 111V110H208ZM214 111V110H213ZM227 111V110H226ZM238 110H236V112H237ZM43 112V111H42ZM49 112V111H48ZM155 112V111H154ZM187 112H189V117H187V119H188V131L186 132V134H185V137L187 138V139H189V140H198V139H200V137H202V139H203V137L204 136H200V137H198V135H197V133L194 131L195 129H196V123L194 122V120H193V118L195 117L193 114H195L194 113V111L192 110V109H190L189 111L187 110ZM229 111H227V113H228ZM240 112V111H239ZM238 112V113H239ZM44 113V112H43ZM111 113V112H110ZM163 113V112H162ZM161 113V114H162ZM178 113V112H177ZM201 113H203V112H201ZM210 113V112H209ZM212 113V112H211ZM221 113H222V111H221ZM225 113V112H224ZM233 113V112H232ZM25 114H26V112H25ZM42 114V113H41ZM59 114V113H58ZM113 114V113H112ZM153 114H155V113H153ZM180 114V113H179ZM228 114H231V113H228ZM237 114V113H236ZM6 115V114H5ZM65 115H67V113L65 114ZM156 115V114H155ZM154 115V116H155ZM158 115V114H157ZM160 115V114H159ZM198 115H200V114H198ZM197 115V116H198ZM214 115V114H213ZM218 115V114H217ZM226 114H224V116H225ZM240 115V114H239ZM17 116V115H16ZM19 116V115H18ZM124 116H125V114H124ZM194 116V117H193ZM233 116V115H232ZM235 116V115H234ZM2 117V116H1ZM31 117H33V116H31ZM67 117H68V115H67ZM201 117V116H200ZM221 117H223V116H221ZM236 117V116H235ZM233 118V119H238V117L239 116H237L236 118ZM155 118V117H154ZM196 118V117H195ZM205 118V117H204ZM201 119H203V118H201ZM209 119V118H208ZM222 119V118H221ZM239 119V120H240ZM41 120V119H40ZM167 120V119H166ZM165 120V121H166ZM169 120V119H168ZM168 120H167V122L166 123H168L169 124V122H168ZM171 120V119H170ZM177 120V119H176ZM175 120V121H176ZM179 120V119H178ZM185 120V119H184ZM229 120V119H228ZM230 120H232V119H230ZM239 120L238 121H235V122H239ZM6 121V120H5ZM4 121V122H5ZM173 121V120H172ZM203 121V120H202ZM223 122H226V120L224 121V119L222 120ZM242 121V122H243ZM3 122V121H2ZM18 122H20L19 120H18ZM174 122V121H173ZM186 122H187V120H186ZM186 122H185V124H186ZM197 122V121H196ZM201 122V121H200ZM205 122V121H204ZM208 122V121H207ZM211 122V121H210ZM216 122V121H215ZM214 122V123H215ZM218 122V121H217ZM219 122H220V120H219ZM234 122V121H233ZM0 123H1V121H0ZM12 123V122H11ZM21 123H23V122H21ZM72 123V122H71ZM231 123V122H230ZM258 123V124H257ZM32 124V123H31ZM73 124V123H72ZM174 124V123H173ZM176 124V123H175ZM180 124V123H179ZM210 124V123H209ZM218 124V123H217ZM220 124V123H219ZM237 123H235V125L233 126V128L236 126V127H238L237 125H236ZM20 125V124H19ZM211 125V124H210ZM221 125V124H220ZM219 125V126H220ZM224 125H225V123H224ZM223 125V126H224ZM229 125V124H228ZM228 125H227V127H228ZM233 125V124H232ZM241 125H243L242 123H241ZM245 125V124H244ZM21 126V125H20ZM163 125H161V127H162ZM202 126H204L203 124H202ZM207 126H208V124H207ZM211 126H214V125H211ZM222 126V125H221ZM220 126V127H221ZM231 126V125H230ZM253 126V125H252ZM260 126V127H259ZM1 127V126H0ZM154 127V126H153ZM165 127V126H164ZM166 127H168V126H166ZM165 127V128H166ZM183 127H184V125H183ZM187 127V126H186ZM215 127V126H214ZM214 127H212V128H214ZM227 127H224V128H226V130H228V128ZM185 128V127H184ZM201 128V127H200ZM199 128V129H200ZM205 128H207V127H205ZM209 128H210V126H209ZM217 129H218V127H216ZM242 128V127H241ZM248 128V127H247ZM249 128H251V127H249ZM172 129H173V127H172ZM208 129V128H207ZM220 129V128H219ZM223 129V128H222ZM230 129V128H229ZM235 129H237V128H235ZM244 130H245V127L243 128ZM170 130V129H169ZM182 130V129H181ZM185 130V129H184ZM197 130H198V128H197ZM206 130V129H205ZM215 130V129H214ZM224 130V129H223ZM225 130V131H226ZM244 130H242V131H240L241 133H238V134H243L242 132L244 131ZM248 130H250V129H248ZM174 131V130H173ZM172 131V132H173ZM203 131V130H202ZM206 131H208V130H206ZM211 131H213V130H211ZM216 131H218V130H216ZM228 131H230V130H228ZM246 131V130H245ZM214 132V131H213ZM213 132H211L212 134H213ZM222 132V131H221ZM234 132V131H233ZM246 132H249V131H246ZM245 132V133H246ZM251 132V131H250ZM1 133V132H0ZM15 133V132H14ZM154 133V132H153ZM174 133V132H173ZM223 133H225V132H223ZM231 133V132H230ZM252 133V132H251ZM37 134V133H36ZM177 134H180V133H177ZM249 134V133H248ZM2 135V134H1ZM38 136H41V135H39V134H37ZM155 135V134H154ZM160 135V134H159ZM169 135V134H168ZM202 135V134H201ZM204 135V134H203ZM218 135V134H217ZM219 135H221V133L219 134ZM218 135V136H219ZM225 135H227L226 133H225ZM233 135H235L234 133H233ZM158 136V135H157ZM167 136V135H166ZM177 136V135H176ZM175 136V137H176ZM212 136V135H211ZM236 136V135H235ZM239 136V135H238ZM34 137V136H33ZM154 137V136H153ZM160 137V136H159ZM162 137V136H161ZM173 137V136H172ZM184 137V136H183ZM206 137H208V136H206ZM233 137V136H232ZM27 138V137H26ZM29 138V137H28ZM165 138V137H164ZM213 138H215V137H213ZM213 138H210V139H212V141H213ZM219 138H221V137H219ZM237 138H239V137H237ZM5 139V138H4ZM41 139V138H40ZM40 139H39V141H40ZM155 139H156V137H155ZM154 139V141L156 142V140ZM167 139H169V138H167ZM187 139H185V140H187ZM204 139H205V137H204ZM203 139V140H204ZM208 139H209V137H208ZM209 139V140H210ZM222 139V138H221ZM248 139H249V137H248ZM251 139V138H250ZM1 140V139H0ZM8 140V139H7ZM7 140H5L6 142H7ZM38 140V139H37ZM42 140V139H41ZM162 140H164V139H162ZM172 140V139H171ZM195 140V141H196ZM208 140V141H209ZM219 140V139H218ZM217 140V141H218ZM4 141V142H5ZM15 141V140H14ZM176 141V140H175ZM184 141V140H183ZM194 141V142H195ZM200 141V140H199ZM198 141V142H199ZM212 141H210V142H212ZM224 141V140H223ZM230 141L232 142V140H231V138H230ZM252 141V140H251ZM2 142V141H1ZM3 142V143H4ZM5 142V143H6ZM29 142V141H28ZM177 142V141H176ZM179 142V141H178ZM185 142V141H184ZM207 142V141H206ZM205 142V143H206ZM236 142V141H235ZM180 143V142H179ZM200 144L202 143V142H199ZM227 143V142H226ZM237 143V142H236ZM242 143V142H241ZM1 144V143H0ZM192 144H194V143H192ZM199 144V145H200ZM211 144V143H210ZM216 144V143H215ZM215 144H213V147H214V145ZM223 144V143H222ZM221 144V145H222ZM233 144V143H232ZM4 145V144H3ZM158 145V144H157ZM168 145V144H167ZM173 145H174V143H173ZM203 145V144H202ZM205 145V144H204ZM212 145V144H211ZM227 145H229V143L227 144ZM234 145V144H233ZM240 145V144H239ZM238 145V146H239ZM171 146H172V143H171ZM206 146V145H205ZM232 146V145H231ZM237 146V145H236ZM235 146V147H236ZM4 147V146H3ZM9 147V146H8ZM25 147V146H24ZM160 147V146H159ZM176 147H178V146H176ZM200 147V146H199ZM220 147V146H219ZM222 147V146H221ZM221 147L219 148V149H221ZM225 147H226V145H225ZM251 147V146H250ZM5 148V147H4ZM179 148H181L180 146H179ZM201 148V147H200ZM207 148V147H206ZM215 148H217V147H215ZM226 148H228V147H226ZM238 148V147H237ZM236 148V149H237ZM25 149V148H24ZM170 149H173L174 150V148H171L170 147ZM176 149V148H175ZM178 149V148H177ZM183 149V148H182ZM192 149V148H191ZM218 149V148H217ZM232 149V148H231ZM235 149V150H236ZM2 150V149H1ZM5 150H6V148H5ZM172 150V151H173ZM185 150V149H184ZM202 150H203V148H202ZM201 150V151H202ZM224 150V149H223ZM233 150V149H232ZM235 150H234V152H235ZM3 151H4V149H3ZM192 151V150H191ZM214 151V150H213ZM221 151V150H220ZM225 151V150H224ZM6 152V151H5ZM198 152H200V151H198ZM203 152V151H202ZM201 152V153H202ZM212 152V151H211ZM240 152V151H239ZM242 152V151H241ZM192 153V152H191ZM200 153V154H201ZM32 154V153H31ZM206 154H207V151H206ZM234 154V153H233ZM233 154H231V155H233ZM243 154V153H242ZM34 155V154H33ZM36 155V154H35ZM34 155V156H35ZM224 155V154H223ZM239 155V154H238ZM160 156V155H159ZM174 156V155H173ZM176 156V155H175ZM174 156V157H175ZM209 156H210V154H209ZM216 156V155H215ZM218 156V155H217ZM221 156V155H220ZM228 156V155H227ZM241 156L242 155H240V156H238L239 157V159L241 158ZM16 157V156H15ZM38 157H40L41 158V156L39 155ZM163 157H165V156H163ZM177 157V156H176ZM207 157V156H206ZM53 158V157H52ZM158 158H160V157H158ZM191 158H195V156H193V155H188V156H183L181 159V161L184 163V164H189L190 165V163H191V161L192 160H190ZM215 158V157H214ZM218 158V157H217ZM216 158V159H217ZM222 158H224V157H222ZM234 158V157H233ZM235 158H237V156L235 157ZM244 158V157H243ZM6 159V158H5ZM161 159V158H160ZM168 159V158H167ZM176 159V158H175ZM207 159V158H206ZM52 160H54V159H52ZM55 160H58V159H56L55 158ZM209 160V159H208ZM220 160H221V158H220ZM64 161V160H63ZM159 161V160H158ZM162 161H164L163 159L161 160V163L160 164H162V163H166V161L165 162H162ZM56 162V161H55ZM227 162V161H226ZM194 163V162H193ZM219 163V162H218ZM46 164L47 163H45V166H46ZM56 164H58V162L56 163ZM156 164V163H155ZM172 164V162H169V166ZM181 164V163H180ZM179 164V165H180ZM222 164V163H221ZM229 164V163H228ZM48 165V164H47ZM62 165V164H61ZM166 165V164H165ZM176 165V164H175ZM191 165H193V164H191ZM205 165H206V169L208 170V171H213L214 170V166H213V162L211 161V160H209L207 163H205ZM44 166V167H45ZM50 167H51V165H49ZM57 166V165H56ZM63 166V165H62ZM156 166V165H155ZM162 166V165H161ZM164 166V165H163ZM168 166V165H167ZM166 166V167H167ZM222 166V165H221ZM227 166V165H226ZM60 167V166H59ZM158 167V166H157ZM166 167H164V168H166ZM188 167H190V166H188ZM21 168V167H20ZM19 168V169H20ZM155 168V167H154ZM172 168L174 169V175H175V177L177 178V179H180V180H191V181H194L195 180V177L194 176H196V173H197V167H195V166H192V168L191 169H188L187 171H185V172H180L179 171V169H175L173 166H172ZM228 168H229V165H228ZM227 168V169H228ZM60 169V168H59ZM161 169V168H160ZM166 169H168V168H166ZM165 169V170H166ZM169 170V169H168ZM206 170V171H207ZM57 171V170H56ZM59 171V170H58ZM156 171H157V169H156ZM171 171H173L172 169H171ZM243 171V170H242ZM43 172V171H42ZM44 172H46L45 170H44ZM62 172V171H61ZM180 172V173H179ZM232 172L234 173V171L232 170ZM57 174H59L58 172H56ZM63 173H65L64 171H63ZM232 173V174H233ZM22 173H20V175H21ZM2 175V174H1ZM44 175V174H43ZM147 175V174H146ZM240 175H242V174H240ZM239 175V176H240ZM51 176H52V174H51ZM64 176H66V175H64ZM169 176H170V174H169ZM172 176V175H171ZM170 176V177H171ZM212 176V175H211ZM214 176H216V174H214ZM56 177H59L58 175L56 176ZM73 177V176H72ZM245 177V176H244ZM17 178H19V177H17ZM60 178H61V175H60ZM59 178V179H60ZM63 178H65V177H63ZM67 178V177H66ZM74 178V177H73ZM107 178V177H106ZM145 178H147L146 176H145ZM209 178V177H208ZM242 178V177H241ZM1 179V178H0ZM51 179V178H50ZM58 179V180H59ZM70 179H71V177H70ZM244 179V178H243ZM61 180V179H60ZM65 180V179H64ZM68 180V183H69V179H67ZM76 180V179H75ZM108 180V179H107ZM158 180V179H157ZM172 180V179H171ZM216 180V179H215ZM236 180V179H235ZM234 180V181H235ZM62 181V180H61ZM104 181V180H103ZM106 181V180H105ZM155 181V180H154ZM174 181V180H173ZM237 181V180H236ZM3 182H4V180H3ZM67 182V181H66ZM107 182V181H106ZM182 182V181H181ZM207 182V181H206ZM217 182V181H216ZM238 182V181H237ZM14 183V182H13ZM19 183V182H18ZM21 183V182H20ZM47 183H48V181H47ZM62 183V182H61ZM211 183V182H210ZM214 183V182H213ZM243 183H245L244 181H243ZM252 183V182H251ZM10 183H8V185H9ZM66 184V183H65ZM77 184V183H76ZM75 184V185H76ZM164 184V183H163ZM255 184V183H254ZM78 185V184H77ZM103 185V184H102ZM167 185V184H166ZM226 185V184H225ZM239 185H240V183H239ZM244 185V184H243ZM53 186V185H52ZM165 186V185H164ZM199 186V185H198ZM213 186V185H212ZM234 186V185H233ZM238 186V185H237ZM75 187V186H74ZM91 187V186H90ZM102 187V186H101ZM100 187V188H101ZM132 187V186H131ZM161 188H162V186H160ZM188 187H190V186H188ZM251 187V186H250ZM11 188V187H10ZM53 188H55L54 190L55 191H53L52 189H51V187H48L47 185L46 186H41L40 187V189H42L43 191H44V194L42 195V197L40 196L39 198H38V200H36L35 199V193L34 192H32V190L31 189H27V190H25L24 188L22 189L21 187H19L17 184L15 185V187H14V189H12L13 190V192L10 194V195H13V194H19V195H22V201H24L25 202V204H26V202L28 203V201H30L31 202V200L34 198V200H35V202L32 204V207H31V211L29 210V212L31 213V215H32V220H29V218H27V219H25L24 221H21L19 224H17V226H15V225H13V224H11V223H9V224H7V223H5L6 225H4V224H0V264H74V262H76V264H95V263H97L98 261L101 263V262H103V261H105V256H106V254L104 253L105 251H103V252H100L99 254H93V252H92V248H90L89 247V240H91V236H90V234H89V232L86 230V228L85 227H89L90 225H93L92 226V228L93 229H100V226L102 225H100V223H99V219L97 218V217H95L93 220H91L88 224L86 223V224H84V222H83V215L81 214V207H76L75 208V204H76V200L73 198V196L70 194L69 195V192L66 194L65 193V190L63 189H61V187L59 186V184L58 183H56V182H54V186H53ZM166 188V187H165ZM185 188V187H184ZM211 188H213V187H211ZM239 188V187H238ZM244 188H246V186L244 187ZM76 189V188H75ZM98 189V188H97ZM115 189V188H114ZM133 189V188H132ZM191 189V188H190ZM102 190V189H101ZM101 190H99L100 191V193H101ZM163 190H164V188H163ZM192 190V189H191ZM215 190V189H214ZM239 190V189H238ZM241 190V189H240ZM245 190V189H244ZM243 190V191H244ZM248 190H249V187H248ZM99 191H98V193H99ZM105 191V190H104ZM160 191H161V189H160ZM168 191H169V188H168ZM171 191H172V187H171ZM205 191V190H204ZM252 191H253V189H252ZM107 192V191H106ZM238 192H240V191H238ZM237 192V193H238ZM256 192V191H255ZM28 193V194H27ZM88 193V192H87ZM87 193L85 194V196L87 195ZM99 193V194H100ZM108 193V192H107ZM114 193V192H113ZM159 193V192H158ZM157 193V194H158ZM171 193V192H170ZM181 193V192H180ZM210 193V192H209ZM241 193H243V192H241ZM172 194V193H171ZM193 194V193H192ZM239 194V193H238ZM104 196H105V193L103 194ZM170 195V194H169ZM177 195V194H176ZM233 195V194H232ZM245 195V194H244ZM247 195V194H246ZM254 195H256V193L254 194ZM80 197H81V195H79ZM78 196V197H79ZM172 196V195H171ZM174 196V195H173ZM172 196V197H173ZM178 196V195H177ZM221 196V195H220ZM239 196V195H238ZM243 196V195H242ZM257 196V195H256ZM259 196H260V194H259ZM258 196V197H259ZM26 197H28V199H26ZM99 197V196H98ZM175 197V196H174ZM179 197H180V195H179ZM188 197H190V196H188ZM192 197H194V196H192ZM105 198V197H104ZM223 198V197H222ZM242 198V197H241ZM244 198V197H243ZM246 198V197H245ZM87 202H90L91 201V199H90V197L89 196H87ZM168 199V198H167ZM172 199H175V198H172ZM177 199V198H176ZM237 199V198H236ZM253 199V198H252ZM251 199V200H252ZM105 201H106V199H104ZM104 200H103V202H104ZM220 200V199H219ZM226 200V199H225ZM254 200V199H253ZM260 200V199H259ZM11 201V200H10ZM81 201V200H80ZM170 201V200H169ZM178 201V200H177ZM176 201V202H177ZM235 201V200H234ZM102 202V203H103ZM171 202H173L174 203V201L172 200V201H170V203ZM225 202V201H224ZM239 202V201H238ZM247 202V201H246ZM249 202V201H248ZM84 203H86V202H84ZM178 203V202H177ZM220 203V202H219ZM243 203V202H242ZM80 204H81V202H80ZM104 204V203H103ZM176 204V203H175ZM179 204V203H178ZM224 204V203H223ZM222 204V205H223ZM234 204H235V202H234ZM238 204V203H237ZM240 204H241V202H240ZM239 204V205H240ZM56 205H58V206H65V207H67V208H71V211H70V214L68 215L69 216V220L68 221H64V220H57V219H54L53 217H52V214L53 213H55L56 212V209H55V206ZM83 205V204H82ZM219 205V204H218ZM236 205V204H235ZM131 206V205H130ZM130 206H128V207H130ZM221 206V205H220ZM220 206H219V208H220ZM241 206V205H240ZM184 207V206H183ZM227 207V206H226ZM238 207V206H237ZM132 208V207H131ZM12 209V208H11ZM191 209V208H190ZM224 209V208H223ZM231 209V210H230ZM229 210H230V213L232 214V215H234V214H236V211L238 210V209H236L235 207H233V208H230ZM106 211H107V209H105ZM126 210V209H125ZM192 210V209H191ZM190 210V211H191ZM9 211L11 212V210L9 209ZM14 211L17 213V214H20L19 213V211L14 207ZM127 211H129V210H127ZM183 211V210H182ZM259 211V212H258ZM133 212V211H132ZM135 212V211H134ZM172 212V211H171ZM170 212V213H171ZM174 212V211H173ZM172 212V213H173ZM186 212V211H185ZM185 212H184V214H185ZM224 212V211H223ZM52 213V214H51ZM127 213V212H126ZM176 213V212H175ZM188 213V212H187ZM228 213V212H227ZM230 213H228V215L230 214ZM11 214V213H10ZM184 214H183V217H186V215L184 216ZM191 214H193L192 212H191ZM221 214V213H220ZM1 215V214H0ZM22 215V214H21ZM130 215V214H129ZM133 215V214H132ZM171 215V214H170ZM178 215V214H177ZM180 215V214H179ZM189 215V214H188ZM215 215V214H214ZM213 215V216H214ZM219 215V214H218ZM13 216V215H12ZM23 216V215H22ZM91 216V215H90ZM97 216V215H96ZM114 216V215H113ZM174 216V214L172 215V217ZM206 216V215H205ZM210 216V215H209ZM216 216V215H215ZM223 216V215H222ZM230 216V215H229ZM4 217V216H3ZM99 217V216H98ZM109 217H111L110 216V214H109ZM212 217V216H211ZM23 218V217H22ZM114 218V217H113ZM141 218V217H140ZM167 218V217H166ZM178 218H179V216H178ZM187 218H188V216H187ZM214 218H216V217H214ZM101 219V218H100ZM112 219V218H111ZM116 219V218H115ZM123 219V218H122ZM160 219H162V218H160ZM160 219H158V220H160ZM165 219V218H164ZM169 219H171L172 220V218H170L169 217ZM169 219H167L168 221H169ZM191 219V218H190ZM226 219V218H225ZM114 220V219H113ZM155 220V219H154ZM193 220V219H192ZM9 221V220H8ZM130 221V220H129ZM166 221V220H165ZM175 221H176V219H175ZM174 221V222H175ZM191 221V220H190ZM211 221H212V219H211ZM2 222V221H1ZM74 222H77L76 224L74 223ZM102 222H103V220H102ZM164 222V221H163ZM162 222V223H163ZM173 222V221H172ZM176 222H178V221H176ZM3 223V222H2ZM129 223V222H128ZM142 223V222H141ZM157 223V222H156ZM170 223V222H169ZM168 223V224H169ZM180 223V222H179ZM189 223V222H188ZM205 223H207L206 225H205ZM212 223V224H211ZM132 224V223H131ZM130 224V225H131ZM140 224V223H139ZM143 224V223H142ZM142 224H140V225H142ZM178 224V223H177ZM139 225V226H140ZM157 225H159V224H157ZM171 225H173V223L171 224ZM176 225V224H175ZM189 225H190V223H189ZM188 225V226H189ZM191 225H194V223L193 224H191ZM143 226H145V225H142V226H140V227H143ZM160 226V225H159ZM163 226V225H162ZM174 226V225H173ZM182 226V225H181ZM91 227V226H90ZM146 227V226H145ZM156 227V226H155ZM155 227H154V229H155ZM164 227V226H163ZM169 227V226H168ZM168 227H166V228H168ZM180 227V226H179ZM178 227V228H179ZM183 227V226H182ZM181 227V228H182ZM190 227V226H189ZM91 228V229H92ZM147 228V227H146ZM159 228V227H158ZM165 228V229H166ZM174 228H175V226H174ZM184 228V227H183ZM182 228V229H183ZM186 228V227H185ZM191 228V231H192V227H190ZM194 228V227H193ZM164 229V228H163ZM164 229V230H165ZM68 230H71V231H77V232H80V234L83 236V238H84V242H85V244L86 245H88V246H86L87 247V251L85 252V253H82L81 252V250H78L77 251V245H74V244H72L71 245V249H75L76 250V255L74 256V257H72L71 256V254L68 252V250H67V248L65 247V246H63V245H61L60 244V242H59V240H56L55 238H53V235H55V236H58V237H60V236H62L65 232H67ZM143 230H145V232H146V229L144 228V229H142L141 228V230L140 231H143ZM148 230H149V228H148ZM157 230H159V229H157ZM172 230V229H171ZM170 230V231H171ZM195 230V229H194ZM200 230V229H199ZM255 230H258V231H260V232H262L263 233V238H261V239H258V241H253V239L252 238H249V235H250V233H252V235H253V231H255ZM91 231V230H90ZM96 231V230H95ZM250 231V232H249ZM93 232V231H92ZM158 232V231H157ZM169 232V231H168ZM94 233V232H93ZM99 233H100V231H99ZM108 233V232H107ZM150 234H152L151 233V231L149 232ZM167 233V232H166ZM181 233H183V232H181ZM193 233H194V231H193ZM79 234V233H78ZM109 234V233H108ZM146 234V233H145ZM159 234V233H158ZM162 234H164V233H162ZM168 234V233H167ZM171 234H172V232H171ZM170 234V235H171ZM220 234V233H219ZM124 235V234H123ZM182 235H184V234H182ZM194 235H195V233H194ZM197 235V234H196ZM213 235V236H212ZM223 235V236H224ZM119 236V235H118ZM128 236V235H127ZM151 236H153V235H151ZM151 236H149V237H151ZM161 236V235H160ZM166 236V235H165ZM181 236V235H180ZM255 237L257 236L256 234L254 235ZM120 237V236H119ZM123 237H125V236H123ZM128 237H131V236H128ZM173 237V236H172ZM178 237V236H177ZM196 237V236H195ZM220 237V236H219ZM106 238H108V237H106ZM134 238V237H133ZM132 237L130 238V239H133ZM151 238H153V237H151ZM160 238H163V237H160ZM193 238V237H192ZM215 238H216V236H215ZM214 238V239H215ZM257 238V237H256ZM112 239V238H111ZM110 239V240H111ZM113 239H115V238H113ZM118 239H120V238H118ZM147 239V238H146ZM185 239H187V238H185ZM194 239V238H193ZM153 239H151V241H152ZM155 240H157V238L155 239ZM161 240V239H160ZM182 240V243H183V239H181ZM257 240V239H256ZM99 241V240H98ZM107 241H108V239H107ZM115 241V240H114ZM126 241V240H125ZM111 242V241H110ZM128 242V241H127ZM155 242V241H154ZM167 242V241H166ZM177 242V241H176ZM213 242V243H212ZM129 243V242H128ZM138 243H139V241H138ZM160 243V242H159ZM171 243H173V242H171ZM114 244V243H113ZM113 244H111V246L113 245ZM116 244H117V242H116ZM184 244V243H183ZM130 245V244H129ZM136 245H138V244H136ZM221 245V244H220ZM141 246V245H140ZM166 246V245H165ZM187 246V245H186ZM203 246V245H202ZM216 246V245H215ZM233 246H231V247H233ZM150 247V246H149ZM152 247V246H151ZM157 247V246H156ZM146 248V247H145ZM171 248V247H170ZM121 249V248H120ZM172 249V248H171ZM175 249V248H174ZM186 249V247L184 246V248H183V251ZM203 249H204V246H203ZM207 249V248H206ZM205 249V250H206ZM96 250V249H95ZM100 250V249H99ZM98 250V251H99ZM122 250V249H121ZM158 250H159V248H158ZM173 250V249H172ZM187 250V249H186ZM196 250V249H195ZM97 251V250H96ZM131 251V250H130ZM146 251H147V249H146ZM145 251V252H146ZM153 251H154V249H153ZM161 251V250H160ZM222 251V250H221ZM220 250H219V252H221ZM124 252V251H123ZM166 252V251H165ZM168 252V251H167ZM173 252V251H172ZM205 252V251H204ZM219 252H217V253H219ZM120 253L121 252H119V254L118 255H120ZM141 253V252H140ZM113 254V253H112ZM115 254V253H114ZM122 254V253H121ZM223 254V253H222ZM109 255V254H108ZM117 255V256H118ZM126 255V254H125ZM152 255H153V253H152ZM157 255V254H156ZM211 255V254H210ZM111 256V255H110ZM133 256V255H132ZM167 257H170V256H168V255H166ZM165 256V257H166ZM204 256V255H203ZM229 256H231V257H234V254L233 255H229ZM106 257H108V256H106ZM127 257H129L128 255H127ZM147 257V256H146ZM145 257V258H146ZM188 257H189V255H188ZM209 257V256H208ZM223 257V256H222ZM113 258V257H112ZM124 258V257H123ZM126 258V257H125ZM170 258H172V257H170ZM209 258H211V257H209ZM219 258H221V255H220V253H219ZM224 258V257H223ZM121 259V258H120ZM143 259V258H142ZM166 259V258H165ZM110 260V259H109ZM122 260V259H121ZM158 260V259H157ZM234 260V259H233ZM118 261V260H117ZM137 261V260H136ZM146 261H148V260H146ZM163 261V260H162ZM161 261V262H162ZM220 261V260H219ZM92 262H94V263H92ZM115 262V261H114ZM119 262V261H118ZM145 262V261H144ZM190 262V261H189ZM121 263H123L122 261H121ZM120 263V264H121ZM127 263V262H126ZM130 263V262H129ZM137 263V262H136ZM147 263V262H146ZM158 263V262H157ZM175 263V262H174ZM201 263V262H200ZM205 263V262H204ZM110 264V263H109ZM138 264V263H137ZM163 264V263H162ZM199 264V263H198ZM215 264V263H214Z\"/></svg>",
	"mask_w": 264,
	"mask_h": 264
}]
</instances>
